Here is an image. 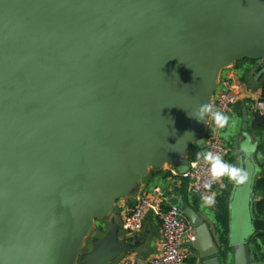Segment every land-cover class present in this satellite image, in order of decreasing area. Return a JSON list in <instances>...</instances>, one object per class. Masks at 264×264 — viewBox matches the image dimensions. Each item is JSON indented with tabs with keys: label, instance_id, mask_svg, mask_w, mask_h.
Returning <instances> with one entry per match:
<instances>
[{
	"label": "water",
	"instance_id": "95a60500",
	"mask_svg": "<svg viewBox=\"0 0 264 264\" xmlns=\"http://www.w3.org/2000/svg\"><path fill=\"white\" fill-rule=\"evenodd\" d=\"M246 58L262 61L259 82L264 0H0L1 264H71L94 218L194 141L205 122L188 114ZM250 161L231 191L228 248L177 205L196 228L200 264H260Z\"/></svg>",
	"mask_w": 264,
	"mask_h": 264
},
{
	"label": "crops",
	"instance_id": "0c3cea01",
	"mask_svg": "<svg viewBox=\"0 0 264 264\" xmlns=\"http://www.w3.org/2000/svg\"><path fill=\"white\" fill-rule=\"evenodd\" d=\"M244 60H235L220 72L219 81L230 79L238 92L237 102L224 112L228 121L220 126L210 116H207L204 127L197 133L194 141L185 147V150H179L173 153L171 158L151 164L134 185L114 200L112 207L106 214L94 218L89 231L85 233L72 251L71 264H92L95 257H98V264H120L127 257H132L134 264H149L151 257L160 254L162 225L152 210L147 212L143 229L140 232L130 233L122 228L124 219L132 212L138 198L142 195H148L154 203L160 202L165 207H177L179 201L183 200L206 219L216 241L221 246L219 225L216 221V198L222 189L228 187L226 181L228 175L221 177L220 184L215 191L197 194L192 191L186 180L174 175L173 172H180L179 168L182 161L186 165L189 164L191 161L189 148L192 145H196L201 153L198 142L204 140L207 145L210 138L218 136L231 148L225 163L240 170L242 158L247 157V162L250 159V162L257 168L255 182L264 177V130L260 131L253 128L255 114L259 112L260 105L264 104L261 100L262 91L260 88V83L264 78L258 82V79L252 75V72L262 61H256L241 71L240 61ZM224 70H227L225 74L223 73ZM217 88L218 84L208 102L214 111H218L215 108ZM222 135H225L232 143L229 144L224 141ZM242 145H247L251 151L242 150ZM156 186L165 191L163 200L154 194L153 189ZM255 192L256 201L264 197V192L256 190ZM205 196L213 197L214 202L211 204L204 203L202 198ZM256 216L264 218V215ZM262 233L263 235L257 234L249 242V247L260 264H264V232ZM134 237L137 239L131 242V247L129 240ZM189 243L191 242L185 241V249L190 254L186 264H200L198 252Z\"/></svg>",
	"mask_w": 264,
	"mask_h": 264
},
{
	"label": "built area",
	"instance_id": "2783aa9c",
	"mask_svg": "<svg viewBox=\"0 0 264 264\" xmlns=\"http://www.w3.org/2000/svg\"><path fill=\"white\" fill-rule=\"evenodd\" d=\"M237 100L238 92L231 80L221 79L215 94V108L224 113ZM259 113L264 119V104L260 105ZM230 151L231 148L218 136L210 138L206 145V153L219 155L224 163ZM173 173L186 180L192 191L197 194L215 191L221 181V177L213 180L210 165L205 161L204 154L191 160L188 169L183 173L177 171ZM153 192L161 200L164 199L165 191L161 187H154ZM150 210L161 221L162 249L160 254L149 259V264H186L190 254L185 249V241L194 242L197 238V231L178 207H165L160 202L154 203L148 195H142L138 198L132 212L124 219L122 228L130 233L140 232L143 229L147 212ZM120 264H134V260L132 257H127Z\"/></svg>",
	"mask_w": 264,
	"mask_h": 264
},
{
	"label": "trees",
	"instance_id": "16d2710c",
	"mask_svg": "<svg viewBox=\"0 0 264 264\" xmlns=\"http://www.w3.org/2000/svg\"><path fill=\"white\" fill-rule=\"evenodd\" d=\"M248 61H251L252 63H255L256 60H251V59H245ZM260 88H261V100L264 102V79L260 83ZM253 128L255 130H264V119L260 115L259 112L255 114V119L253 122ZM200 150L196 145H192L189 148V157L191 160L197 158L200 155ZM254 189L256 191H262L264 192V177L258 179L255 182ZM231 190L226 188L222 189L217 198H216V221L219 225V231H220V243L221 247L228 248L229 246V241H228V236H229V226H230V211H229V199L231 195ZM254 212L256 215H264V197L261 200H258L255 202L254 206ZM259 235H263L262 232L258 233Z\"/></svg>",
	"mask_w": 264,
	"mask_h": 264
},
{
	"label": "clouds",
	"instance_id": "9594fccd",
	"mask_svg": "<svg viewBox=\"0 0 264 264\" xmlns=\"http://www.w3.org/2000/svg\"><path fill=\"white\" fill-rule=\"evenodd\" d=\"M193 78H195V73L193 72ZM190 118H195L198 123L206 122L205 117L210 116L217 125L223 126L227 121L228 117L220 112L214 111L211 104H201L194 114H188ZM242 150L248 152L251 149L247 145H242ZM205 161L210 165L211 176L213 180H216L224 175H228L230 179L237 183H243L248 177L247 173L235 168L232 165L224 163L219 155H214L212 153L204 154ZM210 187V185H206ZM204 203L211 204L214 202V198L211 196H205L202 198Z\"/></svg>",
	"mask_w": 264,
	"mask_h": 264
},
{
	"label": "rangeland",
	"instance_id": "374dc122",
	"mask_svg": "<svg viewBox=\"0 0 264 264\" xmlns=\"http://www.w3.org/2000/svg\"><path fill=\"white\" fill-rule=\"evenodd\" d=\"M253 43L251 42H246V43H241V44H238V45H235L236 48H238L239 46H241V48H246L248 46H251ZM240 64H241V71L244 67H249L251 65H253L254 63H252L251 61H248V60H244V61H240ZM227 70H224L223 73L225 74ZM223 136V140L226 141L227 143L230 144V140L225 136V135H222ZM232 143V142H231ZM227 188L231 190L232 186L234 185L235 181L230 179L229 176H227ZM236 219H235V222H234V229H235V234H237L239 231L237 230V226L239 224L238 222V218H239V215H238V211H236ZM1 260V258H0ZM0 264H1V261H0Z\"/></svg>",
	"mask_w": 264,
	"mask_h": 264
}]
</instances>
